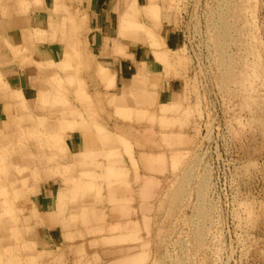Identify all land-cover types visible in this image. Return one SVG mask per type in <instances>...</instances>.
<instances>
[{"label": "rangeland", "instance_id": "rangeland-1", "mask_svg": "<svg viewBox=\"0 0 264 264\" xmlns=\"http://www.w3.org/2000/svg\"><path fill=\"white\" fill-rule=\"evenodd\" d=\"M128 1L120 36L126 22L128 31L138 23L143 40L158 32L148 41L154 53L170 16L180 47L155 57L182 81V101L116 108L129 123L109 125L103 103L113 101L89 92L80 39L41 66L53 73L35 108L0 77V91L22 105L0 129V228L9 227L0 264H264V0H157L163 16L154 22L134 17ZM70 23L67 32L81 36L77 17ZM76 130L103 145L71 164L65 140ZM38 179L56 180L64 233L56 250H39L20 227L22 198Z\"/></svg>", "mask_w": 264, "mask_h": 264}, {"label": "crops", "instance_id": "crops-1", "mask_svg": "<svg viewBox=\"0 0 264 264\" xmlns=\"http://www.w3.org/2000/svg\"><path fill=\"white\" fill-rule=\"evenodd\" d=\"M145 1L136 0L138 4ZM128 3V0H0V77L27 101L23 105L35 108L37 103L33 101L40 91L46 90L43 75L53 73L41 66L62 61L72 47L69 45L80 39L86 57L83 62L88 70L89 92L101 98L102 103L113 101L112 107L103 103L106 112L103 119L106 120L108 114L109 125L122 127L129 123L115 116L116 108L152 111L159 109L161 104L181 102L182 81L166 73L148 41L120 36V17ZM74 16L83 29L82 35L76 38L70 26ZM164 18L159 34L167 49L176 51L180 47L179 36L171 28L170 16ZM63 19L69 22L70 29H66L65 34H58L56 25ZM67 30L73 33L69 34ZM35 33H42L45 38L36 41ZM15 51L19 53L15 55ZM97 66L108 71L113 85L108 87L98 77ZM20 101L18 98L11 100L9 94L6 97L0 91V129L20 111ZM102 142L103 138L90 130L69 133L65 140L66 162L81 163L85 155L101 151ZM27 188L33 192L27 194L26 191L22 198L21 205L24 211L27 209V214L20 215V227L28 229L29 242L39 250H56L64 234L57 211L56 180H34ZM8 221L2 220L9 225ZM3 228H0V256L9 245V227L5 229L7 231Z\"/></svg>", "mask_w": 264, "mask_h": 264}, {"label": "bare ground", "instance_id": "bare-ground-1", "mask_svg": "<svg viewBox=\"0 0 264 264\" xmlns=\"http://www.w3.org/2000/svg\"><path fill=\"white\" fill-rule=\"evenodd\" d=\"M157 0H150L149 2H148V4L147 3H144V5L141 3V4H138L137 2H136V0H134V2L131 4V8H132V12L130 11V13H136L135 14V16L134 17H136V16H139L140 14H141V16H144V17H146L147 19H149L151 22H154V21H157L158 19H159V17L162 15V13H161V6H159L158 5V3L156 2ZM170 1V0H169ZM160 4V3H159ZM166 8V7H165ZM133 13V14H134ZM161 13V14H160ZM174 17V16H173ZM123 20V19H122ZM125 21V20H124ZM124 21H123V23H124ZM126 22V21H125ZM160 21H158V23H159ZM122 23V22H121ZM122 23V24H123ZM130 23V22H129ZM128 22H126V24L127 25H124L123 24V26L121 25V27H122V32L125 34L126 33V31L129 33V35H128V33H126L128 36L127 37H130V34L133 36V39H135L136 38V40H141V39H143V38H140V33H139V31H140V29H137V27L136 26H138V23L136 24V23H132L133 25H132V29H130V31H128V29L126 28V27H124V26H129V28H131V25L129 24ZM136 24V25H135ZM152 24V23H151ZM135 25V26H134ZM140 25V24H139ZM159 25V24H158ZM153 26H157V25H154L153 24ZM146 27H147V25H146ZM134 28H135V30H134ZM123 29H126V31L125 30H123ZM148 29V28H147ZM150 30V28L148 29V31ZM152 30V29H151ZM125 31V32H124ZM133 31H134V33H133ZM123 33H121L122 35H124ZM155 34V35H154ZM158 34V32H154L153 33V35H152V32H151V34H149L146 38L148 39L149 38V40H146V41H150V42H152V40H153V42H154V39L152 38V36H154L155 37V39H156V37L158 36L157 35ZM152 35V36H151ZM159 38H162V36L160 37L159 36ZM158 39V38H157ZM160 40V39H159ZM162 40H163V38H162ZM161 40V41H162ZM132 41V40H131ZM164 41V40H163ZM163 41L162 42H160V45H161V51L160 52H162V50L166 47V44H165V42L163 43ZM135 42V41H134ZM150 45V47L152 46L151 44L152 43H149ZM157 45L158 44H156V48H157ZM163 45V46H162ZM153 46H155V45H153ZM159 47V46H158ZM164 47V48H163ZM179 47V46H178ZM136 48V47H135ZM153 48V47H152ZM151 48V49H152ZM157 50H160L159 48H157ZM157 50H155V53H154V48H153V53H154V55H156V52H159V51H157ZM165 50H167V49H165ZM169 51V50H168ZM160 52H159V54H160ZM163 52H165L164 50H163ZM162 52V53H163ZM167 52V51H166ZM178 52V51H177ZM158 54V53H157ZM172 54H173V52H172ZM174 54H176L175 52H174ZM179 54H177V56H178ZM177 58V57H176ZM178 59V58H177ZM148 60H149V58H148ZM160 60V59H159ZM141 65V64H140ZM147 66V65H146ZM98 67H100V66H98ZM101 68V67H100ZM98 69V68H97ZM100 70H102V68L100 69ZM98 71V70H97ZM105 72V71H104ZM108 71L106 70V72H105V75H104V77H105V81L106 82H108V83H110V82H112V81H110L111 80V76L109 75V73H108V76H110V79L108 80V77H107V75H106V73H107ZM113 77H114V75H113ZM107 78V79H106ZM141 78V77H140ZM137 79V78H136ZM139 80V79H138ZM135 81V80H134ZM137 81V80H136ZM138 82V81H137ZM147 157V156H146ZM158 159V158H157ZM152 161H154V160H152ZM156 162H158V160L156 161ZM159 163V162H158ZM66 167V166H65ZM22 169V168H21ZM18 170V169H17ZM21 180V179H20ZM61 207V206H60ZM10 208V207H9ZM61 209V208H60ZM14 211V210H13ZM8 212V211H7ZM13 213V212H12Z\"/></svg>", "mask_w": 264, "mask_h": 264}]
</instances>
